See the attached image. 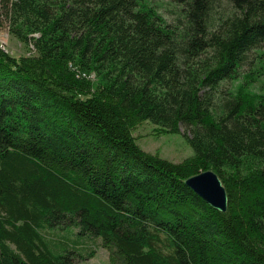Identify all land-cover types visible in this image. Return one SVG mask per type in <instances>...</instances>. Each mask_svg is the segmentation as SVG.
Listing matches in <instances>:
<instances>
[{
  "label": "trees",
  "instance_id": "1",
  "mask_svg": "<svg viewBox=\"0 0 264 264\" xmlns=\"http://www.w3.org/2000/svg\"><path fill=\"white\" fill-rule=\"evenodd\" d=\"M1 28L29 54L0 49V264H264V0H0Z\"/></svg>",
  "mask_w": 264,
  "mask_h": 264
},
{
  "label": "rangeland",
  "instance_id": "2",
  "mask_svg": "<svg viewBox=\"0 0 264 264\" xmlns=\"http://www.w3.org/2000/svg\"><path fill=\"white\" fill-rule=\"evenodd\" d=\"M165 0H155L156 4H163ZM3 48V49H2ZM0 49L9 52L13 56L28 55L29 48L21 42L13 39L9 31L0 29ZM264 120V118H261ZM155 126L149 122L140 124L133 130L136 144L144 151L157 154L163 159L172 162H180L192 155V150L181 134L160 133L157 134ZM182 131V128L180 129ZM107 251L97 249L90 259L79 264H107Z\"/></svg>",
  "mask_w": 264,
  "mask_h": 264
},
{
  "label": "water",
  "instance_id": "3",
  "mask_svg": "<svg viewBox=\"0 0 264 264\" xmlns=\"http://www.w3.org/2000/svg\"><path fill=\"white\" fill-rule=\"evenodd\" d=\"M184 184L201 197L209 206L219 212H225L227 195L219 177L212 171H204L190 176Z\"/></svg>",
  "mask_w": 264,
  "mask_h": 264
},
{
  "label": "built area",
  "instance_id": "4",
  "mask_svg": "<svg viewBox=\"0 0 264 264\" xmlns=\"http://www.w3.org/2000/svg\"><path fill=\"white\" fill-rule=\"evenodd\" d=\"M3 49V48H2Z\"/></svg>",
  "mask_w": 264,
  "mask_h": 264
}]
</instances>
